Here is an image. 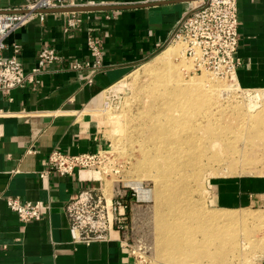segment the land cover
Segmentation results:
<instances>
[{"label":"crops","instance_id":"0c3cea01","mask_svg":"<svg viewBox=\"0 0 264 264\" xmlns=\"http://www.w3.org/2000/svg\"><path fill=\"white\" fill-rule=\"evenodd\" d=\"M92 1L94 5L79 8L94 10L35 15L6 40L4 58L13 57L14 45L20 46L18 59L28 71L36 67L44 47L56 49L61 61L48 66L37 84L0 93V264H135L124 232L113 230L108 240L90 244L72 237L65 207L80 192H103L100 171L52 173L47 179L40 172L53 151L102 152L106 144L94 113L104 93L134 65L160 51L191 4ZM24 5L25 0H0V10ZM238 9L237 82L242 88L264 89V0H238ZM70 14L82 21L72 31L67 30ZM89 38L100 43L102 69L77 71L78 64L97 62ZM212 184L219 210L264 211V177L224 178ZM7 198L43 202L49 210L43 220L25 224L8 208ZM255 264H264V254Z\"/></svg>","mask_w":264,"mask_h":264},{"label":"rangeland","instance_id":"374dc122","mask_svg":"<svg viewBox=\"0 0 264 264\" xmlns=\"http://www.w3.org/2000/svg\"><path fill=\"white\" fill-rule=\"evenodd\" d=\"M97 110L106 144L98 170L102 190L108 200L126 194L123 232L135 264H195L187 248L198 246L219 251L216 263L206 258L200 264L259 260L264 211L219 210L211 185L224 178L264 177V89L242 88L236 76L200 68L178 42L134 65L104 93ZM191 202L195 214L188 210ZM219 215L235 217L206 226L207 233L219 226L210 235L219 239L169 248L168 232L175 225ZM197 237L202 240L200 233Z\"/></svg>","mask_w":264,"mask_h":264},{"label":"built area","instance_id":"2783aa9c","mask_svg":"<svg viewBox=\"0 0 264 264\" xmlns=\"http://www.w3.org/2000/svg\"><path fill=\"white\" fill-rule=\"evenodd\" d=\"M191 4L189 10L177 21L167 42L160 45V51L175 44L184 45L185 55L200 68H204L224 78L236 76L240 65L238 51L240 46L238 0H175ZM92 0H25L19 9L0 10V93L10 94L17 89L37 84L39 77L48 66L61 61V57L52 47L41 49L37 65L26 70L18 59L20 46L14 45L15 55L4 58L6 40L28 25L35 15L44 17L43 11L91 6ZM67 30L72 31L81 24L75 14L69 15ZM89 47L97 56L93 65L78 64L75 70L102 69L100 43L89 38ZM102 152L95 154L69 155L53 151L40 172L42 178L52 173L71 176L81 170L100 169ZM125 195L117 193L108 200L102 191H84L75 196L65 207L70 222L73 239L76 242L90 244L106 241L113 230L123 232L126 228L128 204ZM8 208L22 223L41 221L49 207L43 202L23 203L19 198H7Z\"/></svg>","mask_w":264,"mask_h":264},{"label":"bare ground","instance_id":"6f19581e","mask_svg":"<svg viewBox=\"0 0 264 264\" xmlns=\"http://www.w3.org/2000/svg\"><path fill=\"white\" fill-rule=\"evenodd\" d=\"M179 84H181V83H179ZM254 106H255L254 103L250 104V107L254 108ZM135 185H136V188L143 195H145L144 191L142 190L141 185L140 184H135ZM192 203L193 202L188 204L187 207H188V210H189V212L191 214H193V213L195 214V212L191 208L194 205ZM231 217L232 216L219 215V216H216V217L212 218L211 220H208V219L207 220H203V218L202 217L199 218V216H197L196 220H195V217H194V219L191 217V221L188 224L187 223H179V224L175 225L174 229L169 230V232H168L169 233L168 236L170 235L169 239H168L169 248H171V247L179 248L182 244L185 245L186 243H187L186 246H191L192 248H195V244H192L193 242L201 243V244L207 246L206 242L211 241L213 238H218L219 239L220 236L219 235L216 236V237H212L213 235L210 236L211 234L215 233L216 229L219 228V226L213 227V230H211L210 233L208 232L209 234L205 231L206 226L208 227L209 224L210 225H218L217 223L220 222L221 219H223V218L224 219H229ZM234 218L235 217H232V219H234ZM199 233L202 235V240L201 241H199V238L197 237V235ZM210 237H212L211 240H210ZM187 249H189L188 252H187V254L189 256L187 255L186 257H189L190 259H192L195 262V264H198V263L200 264L201 261L203 259H206V258H208V259H212L213 258L215 260L214 263H216V256L219 253L218 250L212 252L209 249H207V251L204 250V252L200 251L201 248H199V246L196 247V250L195 249L194 250L193 249L190 250V248H187ZM184 251H185V249H184Z\"/></svg>","mask_w":264,"mask_h":264},{"label":"water","instance_id":"95a60500","mask_svg":"<svg viewBox=\"0 0 264 264\" xmlns=\"http://www.w3.org/2000/svg\"><path fill=\"white\" fill-rule=\"evenodd\" d=\"M182 2V1H181ZM113 9V8H110ZM94 10L93 8H68V9H61V10H53V11H43L42 14H50V13H66V12H82V11H89Z\"/></svg>","mask_w":264,"mask_h":264}]
</instances>
